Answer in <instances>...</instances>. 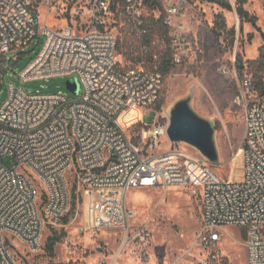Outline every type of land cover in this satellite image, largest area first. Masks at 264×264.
Returning <instances> with one entry per match:
<instances>
[{
	"label": "built area",
	"instance_id": "2783aa9c",
	"mask_svg": "<svg viewBox=\"0 0 264 264\" xmlns=\"http://www.w3.org/2000/svg\"><path fill=\"white\" fill-rule=\"evenodd\" d=\"M112 1L0 0L4 61L7 53L45 37L20 79L75 75L82 90L72 99L64 92L28 93L11 84L0 106V264H19L16 241L40 250L46 229L62 227L74 202L84 204L83 230L121 228L128 235L133 211L127 196L143 187L186 188L201 199V228L193 245L200 255L190 264H228L221 245L230 227L246 233L247 257L241 264H264V93L248 69L239 73L244 96L235 103L245 110L240 179L220 176L194 148L172 149L169 119L162 121L157 114L154 124L144 121L165 79L148 66L159 58L145 38L148 19L160 17L157 8L146 0H124L114 10ZM42 9L63 24L38 26L35 12ZM163 11L172 63L183 64L192 52L189 32L178 21L185 1L165 0ZM114 14L124 17L135 38L131 47L139 57L128 68L120 65L116 35L103 27ZM79 18L86 21L79 25ZM85 24L92 28L82 32ZM221 70L237 75L226 66ZM130 113L134 117L129 119ZM136 125L140 130L133 136ZM168 141L169 150L153 152ZM140 236L147 244L150 233ZM141 264L156 263L143 254Z\"/></svg>",
	"mask_w": 264,
	"mask_h": 264
},
{
	"label": "rangeland",
	"instance_id": "374dc122",
	"mask_svg": "<svg viewBox=\"0 0 264 264\" xmlns=\"http://www.w3.org/2000/svg\"><path fill=\"white\" fill-rule=\"evenodd\" d=\"M163 7L165 0H157ZM186 11L178 21L189 32L192 46L191 59L183 64L174 65L165 79L158 102L144 116L145 123L156 122L157 114L162 121L169 119L172 107L182 99H189L191 107L202 117L208 119L215 129L214 140L219 160L214 163L216 172L223 178L232 175L236 179L242 176L243 156L241 142L245 129V110L236 104L239 95L244 96L240 74L222 73V67L235 70L234 62L241 55L243 60H254L259 56V47L264 44V0H184ZM229 3L231 9L222 4ZM242 6L249 17L256 18V27L238 13ZM158 16L163 10L156 9ZM39 24L47 22L63 24L59 19L48 18L44 9L39 15L35 12ZM156 19V18H155ZM86 19L79 18L81 25ZM152 26V18L147 21ZM104 28H108L123 44L135 41L129 33L127 23L122 15L115 14L107 19ZM89 24L83 26L82 32L91 30ZM151 30V29H150ZM45 37H35L33 42L23 50L6 54V61L0 63V106L6 100L10 85L22 88L28 93L41 92L51 94L64 92L72 99L74 94L67 87V82L77 80L75 75L56 76L49 79H32L22 81L20 73L29 65L41 49ZM151 48L154 53L171 51L168 28L154 30L150 35ZM118 59L122 67H131L123 46L118 49ZM155 63L148 66L152 68ZM82 92V90H80ZM140 126H134L135 136ZM170 142L160 145L153 151L163 152L170 148ZM172 149L192 152L189 145L178 142L171 144ZM7 166H12L9 157L4 158ZM128 207L133 211L128 235L121 228L85 231V208L83 202H74L67 221L60 228L66 236L56 244L54 254L46 249L48 237L54 228H47L43 235L42 247L38 251L16 241L19 264H141L143 254L156 264H167L180 260L190 264L199 258V251L194 248L195 237L201 228L202 203L198 196H192L186 188L179 187H143L133 189L127 196ZM150 233L147 244L142 243L140 234ZM246 233L240 227L228 228L221 253L228 264H241L246 260ZM190 253V254H189ZM197 257V258H196ZM195 258V259H194Z\"/></svg>",
	"mask_w": 264,
	"mask_h": 264
},
{
	"label": "trees",
	"instance_id": "16d2710c",
	"mask_svg": "<svg viewBox=\"0 0 264 264\" xmlns=\"http://www.w3.org/2000/svg\"><path fill=\"white\" fill-rule=\"evenodd\" d=\"M147 3L151 4L153 8H158L159 10H163V7L161 6L160 2L157 0H146ZM117 4H120L121 7L125 5L124 0H113L112 1V7L114 10H116ZM225 8L231 9L229 3H223L222 4ZM238 13L242 18H246L249 21H251L256 27V18L254 17H249L248 13L243 9L242 6L238 7ZM152 18V26L149 27L147 24L148 28V33L145 36L146 41H151L150 35L153 33L154 30H161L163 27H166L164 24V15H160L158 19H155L153 16ZM151 29V30H150ZM264 36V35H263ZM123 46V48L126 51L127 57L131 60L134 61L136 58L139 57V55H136V52H134L133 48L131 47V44L129 43H121L120 40H118V49ZM171 50V49H170ZM159 54V58L157 59L155 64L152 66L153 69H156L157 71L161 72L164 76V78L171 73L172 68L174 67V64L172 63L171 59V51H161ZM4 61L3 58L0 57V63ZM235 66V72L238 75L239 73H242L244 69H248L249 72L252 73L254 82L261 94L264 93V44L259 47V56L254 59V60H249V61H244L243 57L239 55L234 62ZM74 187V191H75ZM76 198V196H75ZM67 221L66 217L64 219V223ZM66 236V233L63 229L60 231L56 230L55 228L52 231V234L48 237L47 243H46V249L47 251L53 255L54 254V249L57 243L63 240V238Z\"/></svg>",
	"mask_w": 264,
	"mask_h": 264
},
{
	"label": "water",
	"instance_id": "95a60500",
	"mask_svg": "<svg viewBox=\"0 0 264 264\" xmlns=\"http://www.w3.org/2000/svg\"><path fill=\"white\" fill-rule=\"evenodd\" d=\"M67 87L74 94L79 93L77 80L68 81ZM214 134L215 129L211 122L191 107L189 99L179 100L172 107L169 113L167 135L173 144L185 143L214 164L219 160Z\"/></svg>",
	"mask_w": 264,
	"mask_h": 264
},
{
	"label": "bare ground",
	"instance_id": "6f19581e",
	"mask_svg": "<svg viewBox=\"0 0 264 264\" xmlns=\"http://www.w3.org/2000/svg\"><path fill=\"white\" fill-rule=\"evenodd\" d=\"M133 115H134V113H130V114H128L127 117L130 119V118H133V117H134ZM130 123H131V122H130Z\"/></svg>",
	"mask_w": 264,
	"mask_h": 264
}]
</instances>
